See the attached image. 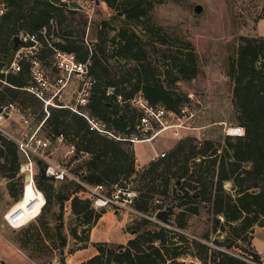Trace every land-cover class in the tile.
<instances>
[{"label": "trees", "instance_id": "trees-1", "mask_svg": "<svg viewBox=\"0 0 264 264\" xmlns=\"http://www.w3.org/2000/svg\"><path fill=\"white\" fill-rule=\"evenodd\" d=\"M70 1L72 0H5L8 10L1 25L0 53L11 54L14 37L21 33H36L40 41L47 44L46 39H50L52 26L56 24L58 32L54 44L57 49L75 53L81 61L90 59L91 73H96L102 80L108 79L109 86L118 88V92H121L119 91L121 86L125 88L127 82L134 80L133 88L126 90L125 98L129 99L136 92L142 91L152 103H162L171 110H177L182 98L165 89L163 83L159 81L160 70L146 57L140 36L134 30L123 28L113 37L117 55L131 64L124 76L112 75L102 57L106 55L107 47L102 35L93 50H89L74 39V31L66 23L68 14H75L79 9L71 8ZM105 1L111 3L110 0ZM161 1L128 0L122 3V6L129 21L136 23L147 16L155 3ZM44 28L45 35L42 33ZM156 41L161 45L167 44L164 39ZM184 47L185 45L163 51V59L168 63L165 71L168 77L173 71L188 78L195 77L196 68L190 63L193 60L192 54L186 55ZM244 50L232 64L231 73L232 75L238 73L233 101L242 114L239 124L245 127V135L226 136V146L220 157L217 156L216 150L209 154L214 146L212 141H202L201 145H192L187 150L186 144L190 143L189 140L193 142L191 138H187L188 141H185L186 139L180 141L181 143L179 142L165 157L152 161L138 177L141 183L148 180L149 193L168 194L171 187L175 186L177 206L193 203L194 206L189 208L192 212L199 210L200 202H211L217 216L222 215L225 222L233 226L236 238H240L241 233L256 224L264 226V63L260 61L261 57H264V39L250 40ZM29 76L28 65H24L19 74L9 73L6 76L0 72V85L3 86L0 90V104L8 101L10 97H18L29 83ZM89 108L94 116L101 118L117 132H122L123 135L132 132L127 116L129 108L121 111L119 105L102 101L96 87L93 89ZM39 119L48 130L47 136L52 140L55 141L59 135H63L66 140L69 137L73 141L76 139L79 141L78 146L74 144L76 152L72 160L79 161L83 155H88V159L80 165L78 173L76 172L88 183L111 187L119 183L123 177L128 178L135 172L136 159L128 142L115 140L92 129L84 117L71 109L50 106L49 115L42 111ZM182 157L184 159L181 161ZM23 163L24 157L16 142L0 133V175L8 180V191L15 201H19L24 192V175H19ZM37 163L41 167L42 162L37 160ZM227 181H233L238 185L239 191L235 197L225 190L224 183ZM35 182L45 193L47 205L53 202V194L60 205L58 215L54 214L55 225H51V222L41 215L36 222L16 233L15 240L20 248L33 260L39 261L49 256L47 251L53 241L58 240L62 250L68 245L64 221L65 202L70 201L74 221L69 226V234L75 239L79 238L80 232L87 235L90 228L101 218L102 212L95 210L89 198L78 195L80 186L73 180L58 181L48 177L39 168ZM58 182L61 183L56 185ZM252 188H260V191H249ZM190 189H194L196 193H191ZM148 197H150L148 193L141 195L138 193L135 202L138 211L151 216L156 210L164 209L160 206L153 211ZM184 217L183 213L177 228L185 227ZM216 221L220 223V219ZM153 224L156 225L150 219L144 218L131 229L132 234H137L136 237L117 249L103 244L96 245L100 254L90 258L87 264H103L105 259L108 264H111V260L116 264H199L197 261H180V257L188 253L179 251L181 245L166 241L169 233L181 237L184 241H190L187 237L176 229L171 230L164 226H160L159 232L143 231V228ZM166 224L171 225L170 220ZM45 234L48 236L47 239ZM156 242H160L161 245H156ZM191 243L200 249L208 248L204 243L199 244L197 239L191 240ZM217 243L220 246L224 245L219 241ZM189 255L195 257L201 264H251L252 261L263 264L261 256L256 252L251 254L252 258L240 257L225 251L215 252L213 257L200 252Z\"/></svg>", "mask_w": 264, "mask_h": 264}, {"label": "rangeland", "instance_id": "rangeland-1", "mask_svg": "<svg viewBox=\"0 0 264 264\" xmlns=\"http://www.w3.org/2000/svg\"><path fill=\"white\" fill-rule=\"evenodd\" d=\"M78 1L83 5V8L79 9V12L75 14H68V22L66 24L70 25V29L74 31V39H77L80 44L86 46L89 50H93L94 45L100 42V35L103 36L107 47L106 55L102 57L110 68L112 75L124 76L131 64L117 55L113 37L123 28L134 30L141 38L146 57L154 67L160 70L158 77L165 89L182 98L179 106L191 103L190 106L198 111V116L194 120L193 126L199 129L187 132L189 134L183 132L182 135H186L184 138H174L170 132H165L150 142L128 143L136 159L135 172L128 178L123 177L119 185H127L135 189L139 195L148 193L150 195L148 202L153 211L160 206L164 209L167 207H173L174 209L169 219L171 225L158 219L155 216L158 211L156 210L151 215V218H148L156 225L147 226L143 228V231L159 232L161 230L160 226H164L171 230L176 229L183 234L190 241H184L181 237L178 238L172 233L167 234L166 241L181 245L179 251L188 254L183 255L179 260L185 262L197 261L201 264L199 260L189 255L197 252L204 253V255L208 253V257H213L215 252L225 251L240 257L252 258L251 254L256 251L255 244L264 250V230L260 229V225H254L248 231L241 233L240 238H236L233 226L227 224L222 215L217 216L216 209L211 202H200L199 210L192 212L189 208L194 206L193 203L177 206L178 201L174 194L175 186L171 187L168 194L149 193L148 180L144 183L138 180L140 174L152 162V157L162 152L169 154L180 141L185 139V141H188L187 138H191L193 141L189 140L190 143L186 144L188 146L187 150L192 145L195 146L201 138L203 142L212 141L214 146L209 154L216 150L217 156L220 157L223 154V148L226 146L225 123L227 125L243 126L239 124L242 114L233 101L235 81L238 73L236 72L235 75H232L231 67L240 57L241 52L245 51L244 47L249 44L250 40L264 39V0H162L159 3H155L149 9L147 16L136 23L130 22L128 16L124 13L122 3L128 0H110L111 3H107L105 0H100L99 3L97 2L98 0L94 2L87 0ZM198 4L203 7V11L200 14L195 11V7ZM157 28L159 30H155ZM57 32V25L54 24L50 39H46L47 44L40 41V51L36 57L40 59L42 71L52 85H55L57 78L60 77V71L56 69L54 64L56 48L54 43L57 41V39L55 40ZM159 39L166 40L167 44H159L156 41ZM187 43L188 45L186 46ZM183 45H185V54H192L191 59H193V62L191 61L190 63L196 68L195 77L188 78L177 71H173L171 76L168 77L165 72L168 63L163 59V51L168 48L177 49L181 46L183 47ZM10 59V53H0L1 70L7 67ZM260 61L264 63V57H261ZM93 74L97 80L96 91H99L102 101L119 105L121 111L126 107L129 108L130 111L127 116L130 119L129 122L133 131L138 123L139 113L130 106L125 94L126 90L133 88L134 80L127 82L124 85L125 88L121 86L119 88L121 92H118V88L109 86L108 79L105 81L99 78L96 73ZM29 75L28 81L31 82L30 71ZM80 87V82L77 79H72L69 85L63 88L60 95L54 99V102L56 105L63 104L76 107L78 105ZM2 88L3 86L0 85V90ZM50 88L51 86L45 90L47 98L52 96V89L50 90ZM136 94L137 92L134 95ZM120 96L122 97L120 98ZM11 103L19 108L30 125L35 129H40L39 135L41 137L49 138L51 141L49 152L52 158L66 166L71 172L76 173L80 165L88 159V155H83L79 161L72 160L74 154L70 152V148L72 143L78 146L79 141L77 139L73 141L68 137L67 140L64 139L63 142H59L47 136L48 130L39 119V115L42 111H45V103L26 90L21 91L18 97H10L8 101L1 103L0 106ZM86 110L91 112L89 106L88 108L86 107ZM91 114L94 115L92 112ZM95 117L105 124L101 118ZM24 125L21 115L14 113L10 119L4 122L3 127L10 132H15L16 129H24ZM105 125L115 134L122 133L117 132L107 124ZM183 159L182 157L181 161ZM39 168L38 165L37 171ZM242 169L243 166L241 167ZM19 175H23L21 171ZM24 182L25 184L27 183L25 179ZM60 183L58 182L56 185ZM224 188L234 197L239 191L238 185L233 181L225 182ZM249 191L258 192L260 188H252ZM190 192L196 193L194 189H190ZM78 195L88 198L82 192H79ZM45 199L47 201L46 195ZM17 202L8 191V180L0 175V264H87L90 258L100 254L96 245L103 244L116 249L120 245H126L130 239L137 235L135 233L132 234L131 229L143 221L144 218H147L144 215H136L135 213L116 212L109 207L95 208L96 211L102 212L101 218L90 228L87 235L80 232L79 238L75 239L69 234V226L74 221V218L70 210V201H67L65 202L64 221L66 232L68 233V245L62 250L59 246V241H53L51 243L52 246L47 251L49 256L35 261L25 250L20 248L15 240L16 233L23 227L36 222L41 215L42 218L48 219L51 225H55L54 214L58 215L60 205L57 204V199L53 194V202L50 205L46 204L42 213L22 228L14 230L6 222L5 215L11 211ZM141 213L146 215L144 212ZM183 213L185 215V227L177 228L176 226ZM216 219H220L219 224ZM144 232L146 233L147 231ZM47 238L48 236L45 234V239ZM193 239H197L199 244L204 243L208 248L200 249L195 247L191 243ZM218 241L224 245L220 246L217 243ZM47 242H50V240H47ZM156 245H161V243L156 242ZM170 253L173 254L172 250H170ZM105 261L106 259L103 264H108ZM261 261L264 264V258ZM111 264H116V262L111 260ZM251 264L260 263L252 261Z\"/></svg>", "mask_w": 264, "mask_h": 264}, {"label": "built area", "instance_id": "built-area-1", "mask_svg": "<svg viewBox=\"0 0 264 264\" xmlns=\"http://www.w3.org/2000/svg\"><path fill=\"white\" fill-rule=\"evenodd\" d=\"M97 1V0H87ZM8 7L5 0H0V34L3 17L7 13ZM42 33L45 35L46 29ZM22 42L18 47L12 49L11 59L7 67L1 70V73L8 75L9 73L19 74L22 72L23 66L28 65L32 77L23 89L34 94L38 99L45 103V112L49 115V107L69 108L73 112L84 117L92 127L103 135H107L118 141L128 143L150 142L156 137L165 132H170L174 138H184L183 132L197 130L193 126L194 120L198 116V111L190 106L191 103H185L178 107L177 110H171L163 104L152 103L146 95L139 91L136 95L129 98L127 101L130 106L136 109L139 113L138 123L135 129L129 135L115 134L108 129L106 125L100 122L94 115L91 114L88 108L93 89L97 83L96 78L91 73V61H81L77 55L72 52L63 51L55 48V67L60 71V77L57 78L55 85H52L42 71L40 59L36 58L40 51V39L36 33H21L19 35ZM72 79H77L80 84L78 105L76 107L65 106L54 102V99L60 95L63 88L67 87ZM51 86L52 96L46 97L45 90ZM122 96H120L121 98ZM3 111L0 112V133L7 138L16 142L20 153L24 157V163L21 165L20 171L23 175L31 174L32 184L35 191L41 194L44 199V193L38 188L35 182L37 171V160L45 166V173L48 177H53L58 181L67 179L75 181L80 186V191L87 195L92 201L94 208H112L116 212L135 213L136 215H145L135 208L138 192L129 186L123 187L119 183L108 188L105 184H91L85 181L81 175L71 172L66 166L57 162L52 158L50 151L51 141L49 138H44L39 135L40 129H35L30 125L25 115L21 113L19 108L11 104L1 105ZM14 113H19L23 118L24 129H16L15 132H10L3 127L5 121L10 119ZM224 124V123H223ZM20 131V133H18ZM224 133L226 136H244L245 127L240 125H227L225 123ZM189 134V133H187ZM57 141L63 142L64 136L59 135ZM200 140V141H199ZM197 141L198 145L202 144V139ZM70 152L75 154L76 147L71 145ZM69 152V153H70ZM166 152L155 155L151 158L152 161H157L166 156ZM87 173V172H85ZM46 204H42V207ZM159 211V210H158ZM157 211V212H158ZM27 209H19L15 212H9L5 215V220L13 229H19L25 226L31 220H27ZM155 213V216L157 214ZM36 215L33 219H35Z\"/></svg>", "mask_w": 264, "mask_h": 264}, {"label": "bare ground", "instance_id": "bare-ground-1", "mask_svg": "<svg viewBox=\"0 0 264 264\" xmlns=\"http://www.w3.org/2000/svg\"><path fill=\"white\" fill-rule=\"evenodd\" d=\"M24 193L21 198L11 209V212H15L19 209H27V220H32L36 215H39L42 211V204L45 203V199L41 194H38L31 181H28L24 187Z\"/></svg>", "mask_w": 264, "mask_h": 264}, {"label": "water", "instance_id": "water-1", "mask_svg": "<svg viewBox=\"0 0 264 264\" xmlns=\"http://www.w3.org/2000/svg\"><path fill=\"white\" fill-rule=\"evenodd\" d=\"M97 2L99 3L100 0H98ZM69 6H70L71 8H73V9H82V8H83V5H82L78 0H72V1H70V2H69ZM195 11H196L198 14L202 13V11H203V7H202V5H200V4L196 5V7H195ZM120 14H122V12H120ZM21 42H22V40H21V38L19 37V35H16V36L14 37V45H13L14 48L18 47L19 44H21ZM159 81H160V79H159ZM2 111H3V108L0 107V112H2ZM18 133H20V131H18ZM40 170H41L42 172H45V166H44V165H41ZM24 179H25L26 182L31 181V180H32L31 174H26V175L24 176ZM178 183H179V181H178ZM24 192H25V191H24ZM24 192H23V193H24ZM173 210H174L173 207H167L166 209L159 210V211L157 212V214H156V217H157L158 219L162 220L163 222H167V221L170 219V217H171V215H172V213H173Z\"/></svg>", "mask_w": 264, "mask_h": 264}, {"label": "crops", "instance_id": "crops-1", "mask_svg": "<svg viewBox=\"0 0 264 264\" xmlns=\"http://www.w3.org/2000/svg\"><path fill=\"white\" fill-rule=\"evenodd\" d=\"M260 229L261 230H264V226H260ZM254 241H255V239H254ZM255 248H256V251L255 252L258 253L261 256V259L264 258L263 257L264 256V250H263V248L258 247L256 244H255Z\"/></svg>", "mask_w": 264, "mask_h": 264}, {"label": "flooded vegetation", "instance_id": "flooded-vegetation-1", "mask_svg": "<svg viewBox=\"0 0 264 264\" xmlns=\"http://www.w3.org/2000/svg\"><path fill=\"white\" fill-rule=\"evenodd\" d=\"M163 210V209H162Z\"/></svg>", "mask_w": 264, "mask_h": 264}]
</instances>
